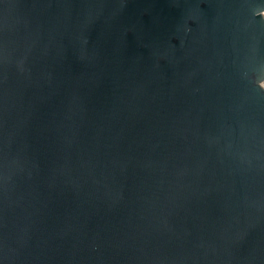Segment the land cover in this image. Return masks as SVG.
<instances>
[{"label":"water","instance_id":"1","mask_svg":"<svg viewBox=\"0 0 264 264\" xmlns=\"http://www.w3.org/2000/svg\"><path fill=\"white\" fill-rule=\"evenodd\" d=\"M0 264H264V0H0Z\"/></svg>","mask_w":264,"mask_h":264}]
</instances>
